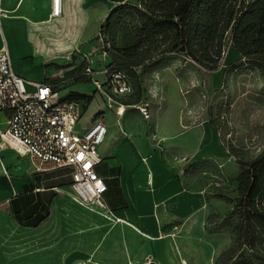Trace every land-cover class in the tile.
Here are the masks:
<instances>
[{
  "label": "crops",
  "instance_id": "obj_1",
  "mask_svg": "<svg viewBox=\"0 0 264 264\" xmlns=\"http://www.w3.org/2000/svg\"><path fill=\"white\" fill-rule=\"evenodd\" d=\"M0 5L7 10L0 17V48L7 49L15 73L59 84L89 80L81 74L86 61L78 53L93 47L114 2L60 0L58 16H51L52 0H0ZM34 56L41 64L32 62ZM47 65L53 67L46 70ZM140 83V94L133 84L132 93L116 97L113 105L107 102L109 116L104 110L98 117L94 112L93 119L82 125L99 119L106 127L97 166L106 183L105 209L76 200L70 181L55 182L53 171L65 168L36 172L27 155L0 143V264H56L54 253L46 258L24 255V245L37 244L40 235L51 243L58 236L66 248L74 247L62 264H191L181 252L182 230H189L207 211L208 189L186 166L209 159L218 164L225 150L214 127L205 119L199 122L196 110L184 108L183 94L174 91L173 83H167L170 91L164 98L158 94L149 99L163 101L164 108L154 112L146 85L141 79ZM103 88L108 91L106 85ZM138 103L148 105L149 117L134 107ZM85 106L86 101L82 115ZM8 117V112H0V130ZM72 221L78 224L74 235L69 234ZM24 232L33 236L24 237Z\"/></svg>",
  "mask_w": 264,
  "mask_h": 264
},
{
  "label": "rangeland",
  "instance_id": "obj_2",
  "mask_svg": "<svg viewBox=\"0 0 264 264\" xmlns=\"http://www.w3.org/2000/svg\"><path fill=\"white\" fill-rule=\"evenodd\" d=\"M24 47L29 49L26 44ZM102 50V43L98 37L94 39L93 47L84 51L88 57H92L93 64L88 63L94 71L99 70L101 65L109 60L107 55L102 56ZM99 59L103 62L98 61ZM240 59L232 48L227 47L220 71H208L178 53L165 59H155L136 68L142 83L146 85V97L152 112L163 109V101L159 104L149 99L158 94L163 95L164 98L166 92L170 91L167 83H173L174 91L183 94L184 108L187 106L196 110L199 122L205 119L214 127L218 142L225 150V155L220 158L218 164L209 159L195 161L194 163L198 162L197 166H193L191 162L186 166L189 174L198 184L208 189L207 211L200 215L202 217L197 218L194 226L189 230L185 228L182 230L184 236L181 238V252L191 264H234L241 263L243 259L235 256L239 244L236 243L237 235L233 230V226L238 221L237 212L232 210L233 197L236 194L237 177L242 171L237 159H248L264 150V73L246 64L227 71L230 64L237 63ZM36 61L41 64L39 57L34 56L32 62ZM49 67L53 65L44 68L50 70ZM93 78H98L97 80L101 82L104 77L101 73L95 72ZM88 79L77 81L81 83L76 86L74 83L77 82H72L71 79L60 81L58 88L59 97L76 89L73 93L80 96H75L86 101L79 121L81 127L87 125L95 114L97 117L100 116L101 112L98 111L104 110L106 117L111 113V109L107 108V100L98 97L95 84L90 78ZM233 149L238 157L231 153ZM67 172V169L53 171L55 182L69 183L70 176ZM76 232H78V224L72 221L69 234L74 235ZM26 236L30 238L33 235L24 232V237ZM41 237L42 235L37 244L34 242L24 245V255L26 253L28 258L32 254L46 258L47 255L54 253L55 263L62 264L65 255L75 252L74 247L66 248L61 244L58 236L54 237L52 243ZM81 264L88 263L84 261Z\"/></svg>",
  "mask_w": 264,
  "mask_h": 264
},
{
  "label": "trees",
  "instance_id": "obj_3",
  "mask_svg": "<svg viewBox=\"0 0 264 264\" xmlns=\"http://www.w3.org/2000/svg\"><path fill=\"white\" fill-rule=\"evenodd\" d=\"M110 1L114 6L99 33L106 66L125 73L139 94L136 68L175 53L215 72L230 47L241 59L227 71L246 64L264 73V0ZM231 153L238 157L234 149ZM237 163L242 171L233 197L238 214L233 230L239 244L235 256L243 259L234 264H264V150Z\"/></svg>",
  "mask_w": 264,
  "mask_h": 264
},
{
  "label": "built area",
  "instance_id": "obj_4",
  "mask_svg": "<svg viewBox=\"0 0 264 264\" xmlns=\"http://www.w3.org/2000/svg\"><path fill=\"white\" fill-rule=\"evenodd\" d=\"M60 12V0H52L51 16H58ZM6 14L7 10L0 5V17ZM82 55L86 65L81 74L92 80L96 89L105 95L109 106L117 102L116 97L133 92L125 73L110 70L105 64L99 70L105 77L104 83L94 79L95 71L90 65L92 57ZM102 56H106V51L102 50ZM104 85L108 91L103 90ZM58 86L59 83L21 77L11 68L7 49L0 48V112L9 113L5 127L0 130V143L11 147L20 156L27 155L36 172L67 169L73 197L105 209L103 193L106 183L97 166L102 161L98 145L104 138L106 127L99 119L88 127L79 126L85 101L75 95L59 97ZM134 107L145 118L149 117L146 103ZM121 109L119 105L117 113Z\"/></svg>",
  "mask_w": 264,
  "mask_h": 264
}]
</instances>
